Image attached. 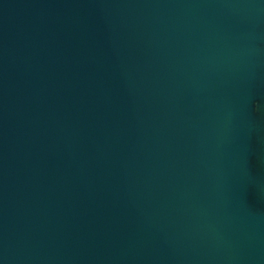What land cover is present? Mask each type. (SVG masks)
I'll list each match as a JSON object with an SVG mask.
<instances>
[{
	"label": "water",
	"instance_id": "obj_1",
	"mask_svg": "<svg viewBox=\"0 0 264 264\" xmlns=\"http://www.w3.org/2000/svg\"><path fill=\"white\" fill-rule=\"evenodd\" d=\"M0 264H264V0H0Z\"/></svg>",
	"mask_w": 264,
	"mask_h": 264
}]
</instances>
